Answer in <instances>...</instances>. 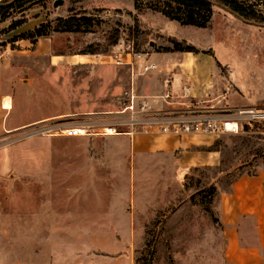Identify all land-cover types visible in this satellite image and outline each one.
<instances>
[{"label":"rangeland","instance_id":"rangeland-1","mask_svg":"<svg viewBox=\"0 0 264 264\" xmlns=\"http://www.w3.org/2000/svg\"><path fill=\"white\" fill-rule=\"evenodd\" d=\"M55 1L33 0L0 26V55L14 50L19 66L8 75L19 108H0V254L16 248L87 253L92 264H232L211 212L217 216V195L234 179L264 167V123L222 135L217 165L184 167L178 153L135 152L126 125L115 135L95 132L125 118L118 114L125 99L111 82V61L87 63L85 52L132 44L154 51L171 36L185 39L220 62L226 98L263 108L264 26L218 5L205 28H168V18L148 7L154 0ZM244 1L264 12V0ZM16 20L22 25L9 31ZM41 24L74 30L52 31L36 44L13 41ZM3 107L11 108L9 98ZM68 127L82 134L67 136ZM210 184L217 188L211 201L204 197Z\"/></svg>","mask_w":264,"mask_h":264},{"label":"crops","instance_id":"crops-1","mask_svg":"<svg viewBox=\"0 0 264 264\" xmlns=\"http://www.w3.org/2000/svg\"><path fill=\"white\" fill-rule=\"evenodd\" d=\"M175 24L168 19V28ZM8 51L6 49L0 55V108L13 110V113L19 106L16 104L13 79L8 75L17 72L19 66L12 60L15 51ZM28 51L20 50L19 53ZM45 51L41 53H48ZM113 52L120 53L123 61L120 64L111 62L108 68L112 73L111 82H114L116 92L120 93L119 100L125 91H130L137 102H147L154 110H174L180 114L194 109L250 106L241 105L238 100L233 102L234 97L226 98L223 91L227 85L219 70L220 62L209 53L148 51V55L137 59L116 46ZM93 57H101V54H87V63ZM73 62L84 61L77 59ZM150 64H154L155 68H145ZM97 71L102 72L103 69L98 68ZM5 98L10 99L11 108L3 107ZM127 135L135 152L178 153V162L184 167L217 165L221 160L220 151L203 149L222 139L215 134L179 135L152 130ZM216 210L222 224L226 260L232 264H264V167L253 174L240 175L228 189L220 191ZM92 257L87 253H26L15 248L0 254V264H92ZM101 264L115 262L103 260Z\"/></svg>","mask_w":264,"mask_h":264},{"label":"built area","instance_id":"built-area-1","mask_svg":"<svg viewBox=\"0 0 264 264\" xmlns=\"http://www.w3.org/2000/svg\"><path fill=\"white\" fill-rule=\"evenodd\" d=\"M131 45H127L125 52L132 54L137 59L148 55V51H140L133 53L130 50ZM101 57H107L111 62L116 64L122 63L120 53L111 52L110 54H101ZM145 68H155L154 64H150ZM125 104L121 112L124 119H113L109 127L117 133L118 127L126 125L128 133L137 131H161L164 133L175 134H215L218 136L226 134H238L244 130L245 125L252 122H264V107L255 106H236L231 108H211L209 110H189L187 114H180L174 110H154L147 102H137L136 96L125 91ZM91 124H87V133L90 132ZM82 128L68 127L64 129L67 136H78L82 134ZM103 134V130H99Z\"/></svg>","mask_w":264,"mask_h":264},{"label":"trees","instance_id":"trees-1","mask_svg":"<svg viewBox=\"0 0 264 264\" xmlns=\"http://www.w3.org/2000/svg\"><path fill=\"white\" fill-rule=\"evenodd\" d=\"M33 0H0V26L15 17V15L25 9V6L31 3ZM221 6L231 13L235 14L244 21L251 22L264 26V12L259 11L254 8L253 5L248 4L244 0H154V2H149L148 7L155 9L162 13L166 18L171 21H175L180 25L194 26L198 28L207 27L213 17V12L215 6ZM136 8L138 7V2L135 3ZM87 20L88 24L93 23L92 18L89 16L83 18ZM70 21V20H69ZM22 20H16L10 24L9 31L16 29L22 25ZM49 24H41L40 26L30 30L28 32H22L13 37V41L19 39H29L33 44H36L39 38L48 36L52 31H72L74 30L71 26L53 27L50 26V29L47 28ZM5 31V30H0ZM167 45H153V50L157 52H175V51H185V52H194L198 53L199 49L188 42L185 39H180L175 36H171L167 39ZM116 44V42L114 43ZM133 53L140 52L142 50L136 49L134 44L131 45L130 50ZM146 51V50H143ZM87 54H106L108 53V48H100L98 46L90 45L88 46L86 52ZM219 66L220 63H219ZM220 139H217L216 142L209 147L203 148L204 150L210 151H219ZM206 198H213L214 194L217 191L215 184H210L205 188ZM214 221L220 223L218 216L214 215ZM222 226V224H221Z\"/></svg>","mask_w":264,"mask_h":264},{"label":"bare ground","instance_id":"bare-ground-1","mask_svg":"<svg viewBox=\"0 0 264 264\" xmlns=\"http://www.w3.org/2000/svg\"><path fill=\"white\" fill-rule=\"evenodd\" d=\"M82 130V129H81ZM103 130V134L104 135H115L117 133H115L113 130L109 129V127H105L102 129ZM83 131V130H82Z\"/></svg>","mask_w":264,"mask_h":264},{"label":"water","instance_id":"water-1","mask_svg":"<svg viewBox=\"0 0 264 264\" xmlns=\"http://www.w3.org/2000/svg\"><path fill=\"white\" fill-rule=\"evenodd\" d=\"M62 3H63V0H56L55 1V6H58V5L62 4Z\"/></svg>","mask_w":264,"mask_h":264}]
</instances>
